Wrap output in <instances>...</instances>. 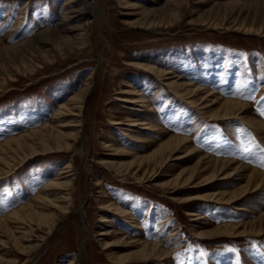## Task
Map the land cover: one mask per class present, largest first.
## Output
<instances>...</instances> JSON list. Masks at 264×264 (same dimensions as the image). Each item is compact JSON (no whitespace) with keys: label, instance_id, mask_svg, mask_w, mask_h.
<instances>
[{"label":"rangeland","instance_id":"1","mask_svg":"<svg viewBox=\"0 0 264 264\" xmlns=\"http://www.w3.org/2000/svg\"><path fill=\"white\" fill-rule=\"evenodd\" d=\"M68 1L0 0V141L49 120L58 105L78 90L93 72L83 130L76 141V147L87 148L85 159L72 149L40 154L19 162L14 172L0 178L2 215L30 199L67 160H73L77 170L75 207L40 246L28 254L16 246L5 245L6 236L0 234L2 257L13 258V264L68 263L73 257V264H118L110 259L101 235L97 234L100 214L110 212L102 209L100 202L113 197L127 202L126 206L137 204L141 210L138 221L149 217V223H145L148 227L143 229L154 233L160 228V239H164L173 226H180L176 236L179 248L174 256L162 261L125 264H264V234L201 238L193 229L196 221L187 213V209H195L207 214L208 224L201 222L199 228L226 220L244 221L253 215L250 210L256 211L257 204L264 203V194L249 193L246 203L242 204L248 209L214 200L185 201L178 198L179 195L234 188L237 184L230 181L237 179H223L228 183L216 180V185H207V189L186 187L188 190L182 188L174 193L173 188L159 184L170 176L163 175L166 171L156 180L139 182L103 162L112 157L109 154L112 150L103 143L108 134L117 136L122 145H129L135 140L126 132L133 134L142 130L139 126L114 124L110 118L134 115L137 109L128 107L132 103L120 96L130 95L123 89L128 87L129 80H135L153 99L156 110L148 113L164 123L163 138L175 132L194 133L196 141L216 155L239 156L264 170L261 166L264 140L243 118L209 120L150 70L130 64L140 61L172 68L191 82L247 102L252 113L264 120V32L246 33L228 26L209 25L207 21L211 19L205 21L203 17L216 0L184 1L177 7L178 17L150 28L130 21L141 16V7L151 5L152 0H126L139 2L141 7L137 8L121 0H89L92 23L87 30L88 41L62 54L53 50L54 44L44 42L48 30L43 29L63 24V13L70 7ZM166 1L153 3L159 5ZM77 22L76 16L64 21L65 25ZM41 48L53 58L44 56ZM139 144H143L140 152L150 151L154 146L150 141ZM129 157L116 155V158ZM186 158L171 170L177 172L181 165L194 163L195 157ZM138 208H134V212H138ZM167 216H171L170 220L163 223ZM41 234V229H36L29 243L39 241ZM133 248L136 247L120 249Z\"/></svg>","mask_w":264,"mask_h":264},{"label":"bare ground","instance_id":"2","mask_svg":"<svg viewBox=\"0 0 264 264\" xmlns=\"http://www.w3.org/2000/svg\"><path fill=\"white\" fill-rule=\"evenodd\" d=\"M152 1L156 2L157 0ZM184 1L187 0H167L159 5L152 2L151 5L141 7L137 1L121 0L134 8L141 7V16L130 22L140 27L149 28L161 25L163 21H172L173 17L177 15V7ZM67 3L70 4V7L63 13L61 19L63 24L43 29L48 30L44 42H51L54 44L53 50L62 54L67 53L71 47L83 46L87 43V30L92 23L88 13L89 0H69ZM213 5L206 12L207 14H203L207 15L205 18L203 17V20L211 19L207 21L209 25L228 26L246 33L264 32V0H216ZM74 16L78 18V22L73 25H65L64 21L72 19ZM41 51L44 56L53 58V55L49 56L48 52L42 48ZM130 64L150 70L163 81L162 83L168 85L180 98L197 108L209 120L226 121L241 117L264 140V120L252 113L253 110L247 102L222 95L212 87L191 82L183 74L177 73L169 67L140 61L130 62ZM92 84L93 72L91 71L81 87L58 105L49 120L15 135L7 136L0 141V178L14 172L19 162H24L26 159L40 154L72 149L80 152L85 159V153L88 150L85 146L76 147V141L83 130L85 106ZM126 85L128 87L123 91L130 95L120 96V99L129 101L132 105L128 107L137 110L134 115H126L123 118L110 116L111 122L139 126L142 130H136L133 134L126 130V134L135 140L131 141L129 145H122L117 136L112 133L108 134L103 143L105 147L112 150L109 152L112 157L103 159L104 164L132 176L139 182L156 180L162 171H166L163 172V175L170 176L159 181V184L162 187L173 188L172 192L174 193L186 187L196 190L202 187L206 188L207 185L213 187L216 185V180H219L218 183L221 181L228 183L223 179L230 180L234 177L237 179L230 181V183L237 184L234 188H219L203 193L196 191L179 195L178 198L185 201L214 200L224 204H234L239 209H248L242 204L246 203L244 201L248 198L249 193L254 192L256 196L264 194L263 168L239 156L216 155L206 147H202L193 137L194 133L175 132L169 133L163 138L166 131L164 123L160 122L158 116L148 113V111L156 110L155 105L151 102L153 99L138 87L137 81L129 80ZM145 141L152 142L154 146L150 151L140 152L139 148L143 144L139 143ZM116 155H129L130 157L116 158ZM186 157H195L194 163L186 166L181 165L177 172H173L171 167L180 166V162ZM15 159H19L18 162L14 161ZM174 159L179 160L174 161ZM76 174L74 161L67 160L44 185L37 189L30 199L0 215V234L6 236L3 240L5 245L16 246L25 254L40 246L41 241L45 240L58 223L65 219L75 207ZM182 191L186 192V190ZM125 204L127 202L113 197H107L100 202L101 208L110 212L100 214V226L97 234L101 235L102 244L104 248H107L110 259L118 264H125L133 263V261L139 263L151 260L162 261L174 256L179 248V239L176 236L180 232V226H173L169 234L164 239H160V228L154 233L145 230L148 227L145 223H149L148 216H144V220L138 221V214L141 213L139 206L137 204L126 206ZM257 205L259 210L258 208L256 211L250 210L253 215L244 221L226 220L206 228L197 226L201 222L208 224L207 214L196 212L195 209H187V213H190L193 216L191 219L196 221L193 224V229L201 238L245 236L252 233L261 235L264 234V203ZM134 208H138L139 211L134 212ZM170 218L171 216L164 218L163 223L169 221ZM36 229L42 231L41 236L38 237L39 241L29 243L31 240L29 237L34 234ZM107 237H111V239H107ZM1 240L2 237H0ZM122 247L136 248L125 251L121 250ZM12 262L13 258L4 259L0 253V264H13ZM74 262L73 257L68 263L61 261L59 264H73Z\"/></svg>","mask_w":264,"mask_h":264},{"label":"snow or ice","instance_id":"3","mask_svg":"<svg viewBox=\"0 0 264 264\" xmlns=\"http://www.w3.org/2000/svg\"><path fill=\"white\" fill-rule=\"evenodd\" d=\"M250 98H252V97H250ZM245 151H248V149H245ZM261 160H262V164H261V166L264 167V156L261 157ZM202 255H203V254H202Z\"/></svg>","mask_w":264,"mask_h":264}]
</instances>
